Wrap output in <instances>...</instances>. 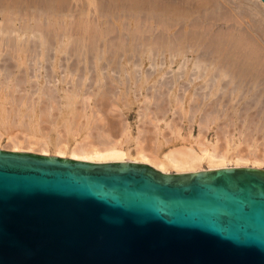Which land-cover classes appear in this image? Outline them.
<instances>
[{"label": "bare ground", "instance_id": "bare-ground-1", "mask_svg": "<svg viewBox=\"0 0 264 264\" xmlns=\"http://www.w3.org/2000/svg\"><path fill=\"white\" fill-rule=\"evenodd\" d=\"M195 1L191 8H185L177 4L181 0H98L101 14L95 25L83 24L81 19L68 24L66 0L25 1L23 16L37 20L36 27L28 21L27 25L17 26L14 22L19 21H12L11 13L0 11L4 22H11L3 25L0 21V150L89 163H137L164 174L242 166L260 169L264 164V4L261 0H234L235 7L228 10L229 0ZM29 6L35 9L31 13ZM60 20L63 26H59ZM218 25L226 30L213 34ZM146 62L148 70L142 68ZM174 64L177 69L169 71ZM55 77L67 88L50 85L48 82ZM23 84L27 85L25 94L15 96L16 91L25 88L21 87ZM180 90L184 92L182 97L178 95ZM138 95L144 102L142 114L140 107L138 110L143 122L150 115L157 122L161 121L160 115L166 118L167 105L179 106L188 123L199 120L198 137H191L194 145L189 142L182 147L167 146L169 149L161 152L162 145L172 142L171 138L162 136L166 140L150 145L145 139L147 127L134 137L129 131L132 126L121 123L120 135L119 126L114 128L116 120H107L111 123L106 121L108 125L103 129L97 121L103 120L104 115L99 120V116L93 119V111L90 115L91 110L86 112L87 101L92 99L91 104L103 101L105 105L106 101L115 107L122 102L127 107ZM184 99L188 108L183 105ZM79 103L82 111H78ZM105 106L102 105L104 109ZM80 117L84 123L79 122ZM219 121L227 123L228 128H239V144L243 142L249 152L240 153L237 145H231L236 137L230 138L232 132L228 128L216 127L214 143L201 141L206 129ZM42 123H49L56 135L49 134L47 126V133L43 132ZM174 123L168 120L163 125L175 139L182 130L178 129L180 122L178 128ZM223 123L217 124L224 127ZM17 126L24 136L20 138L15 131L6 133L7 144L3 145L1 130ZM113 129L119 138L113 136ZM165 129L160 126L159 130ZM153 132L157 134L156 130ZM184 136L182 140L188 141ZM222 139L225 146L220 145L221 148L218 141ZM130 144L134 145L133 150Z\"/></svg>", "mask_w": 264, "mask_h": 264}, {"label": "water", "instance_id": "water-1", "mask_svg": "<svg viewBox=\"0 0 264 264\" xmlns=\"http://www.w3.org/2000/svg\"><path fill=\"white\" fill-rule=\"evenodd\" d=\"M0 264H264V170L0 150Z\"/></svg>", "mask_w": 264, "mask_h": 264}, {"label": "rangeland", "instance_id": "rangeland-1", "mask_svg": "<svg viewBox=\"0 0 264 264\" xmlns=\"http://www.w3.org/2000/svg\"><path fill=\"white\" fill-rule=\"evenodd\" d=\"M4 1V2H3ZM12 1V2H11ZM14 0H0V4H1V6L4 8V9H2V7L0 6V11L1 12H3L4 11V13H6V12H9V13H11L10 14V16L12 17V21H15V20H17V21H19V22H14V23H16L17 24V26L19 25V26H22V25H27L28 23H30L33 27H36V26H38V23H37V20H33L32 21V19H30V20H28V18L26 19V17H24L23 16V14L24 13H22L23 11H22V7L25 5V1H29V0H15V2H13ZM24 3H23V2ZM52 2H54V3H56V2H59V3H62V2H64L65 0H51ZM89 1H91V0H66V3H67V5L68 6H66V9H67V14H68V20H69V22H68V24H72L73 23V21L75 22V21H77V19L79 20V19H81L82 20V22H83V24L85 23H87L88 25L90 24V25H92V23H93V25H95V22H98V19H99V15L101 14L99 11H100V9L98 8V5H97V1L98 0H93L92 1V5L90 4V2ZM187 1V2H186ZM192 0H181V2L179 3H177V4H179V5H181L182 7H185V8H191V6L193 5V4H195L197 1H195V0H193L192 2H191ZM219 1V0H218ZM227 1V3H228V0H226ZM231 3H228V4H226L227 5V8L226 9H228V10H230V7H235V3H234V0L232 1V0H229ZM11 2V3H10ZM70 2V3H69ZM96 2V3H95ZM222 3H224V1L222 0L221 1ZM4 3H6V8L4 7L5 6V4ZM8 3V4H7ZM18 3H21V4H18ZM90 5H89V4ZM2 4H4V5H2ZM10 4V5H9ZM94 4V5H93ZM177 4H175V6L177 7V6H179V5H177ZM184 4V5H183ZM9 5V6H8ZM14 5V6H13ZM17 5V6H16ZM82 5V6H81ZM89 5V6H88ZM97 5V6H96ZM186 5V6H185ZM11 6V7H10ZM16 6V7H15ZM34 6V5H33ZM33 6H29L28 8H27V10L31 13L32 11H34L35 9H34V7ZM88 6V7H87ZM14 7V8H13ZM32 7V8H31ZM95 7V8H94ZM8 8V9H7ZM82 8H83V10H82ZM179 8V7H178ZM233 8H231V9H233ZM11 11H10V10ZM96 9V10H95ZM3 10V11H2ZM7 10V11H6ZM6 11V12H5ZM13 12V13H12ZM25 12V11H24ZM95 12V13H94ZM4 13H0V21H2L1 22V24H3V25H8V24H11V22H4V16H2ZM14 13H15V15H14ZM78 13H79V15H78ZM80 13H81V15H80ZM98 13V14H97ZM13 14V15H12ZM76 14V15H75ZM95 14V15H94ZM16 15H18V16H16ZM22 15V16H21ZM73 15V16H72ZM70 16H72V17H70ZM17 17V18H16ZM23 17V18H22ZM82 17V18H81ZM57 18V17H56ZM1 19H3V20H1ZM23 21H21V20ZM57 19H59V18H57ZM74 19V20H73ZM84 19V20H83ZM109 20H111V18H108ZM89 20V22H87V21ZM97 20V21H96ZM248 19H246L245 21H247ZM26 21H28V23L26 22ZM30 21V22H29ZM48 21V20H47ZM59 22H62V20H60ZM90 22H92V23H90ZM111 22V21H110ZM46 23V22H45ZM115 23V22H114ZM63 22L60 24L59 23V26H63ZM219 26V25H218ZM225 29V28H224ZM10 36L11 37H13L14 35L12 34H10ZM6 52V51H5ZM190 59H191V57H189ZM147 67H149L150 68V66H148L149 64H148V62H146L143 66H142V68H144V70H148L149 68H147ZM177 69V66L174 64V65H172V68H170L169 69V71H174V70H176ZM57 78L58 77H55V78H51L50 79V82H48V83H50V85H53L54 83L56 84V86H60V87H66V86H64V85H62L61 83H59L58 81H57ZM24 86H25V88H24ZM21 87H23L24 89H22L23 90V92H22V90H21V88H20V90H21V92H15V96H17L18 94V96H20V95H24L25 94V90H26V88H27V85L26 84H23ZM67 88V87H66ZM65 88V89H66ZM20 90H18V91H20ZM181 91V90H180ZM17 93V94H16ZM21 93V94H20ZM24 93V94H23ZM180 94L182 93V91L181 92H179ZM180 94H178L179 96H181L182 97V95L184 96V92L180 95ZM139 97H133L130 101H131V106H124V104L122 103V102H118L117 104L118 105H120V106H115L116 108H118V110L115 108V107H112V105L109 103V104H107V102L105 101V105H108V106H105L104 104H102V102L103 101H101V103L100 104H102L103 105V107L105 106V109L102 107V105H100V104H98V103H96V104H94V105H97L98 107H99V109H98V107H96V108H94V105L93 104H91L92 102H94V99H92V100H90V101H87L88 102V108L86 107V112L88 111V110H91V111H88V114L90 115L91 114V112H92V114H93V119H97V117H98V119L100 120L101 119V116H103V120H100V121H97V122H99L98 124L100 125V123L101 124H103L102 126H103V129L105 128L106 129V127H104V125L106 126V125H108L107 124V122L108 121H113V122H115V120H116V126L114 127L116 130H117V125L119 126L118 128H120L119 130H117V131H120L121 130V132H119L120 133V135H121V133H122V124L124 125V126H132V127H129V128H131L132 129V131H131V129H129V131H130V134L132 135V136H134V137H136L137 135H138V132L139 131H141V130H146V127H147V130H146V140H147V143L148 144H150V145H154V142L155 141H158V140H163V139H167V138H171V141L172 142H170L172 145H170V143H166L167 145H162V147L163 148H161V152H164V151H166V150H168L169 148H173V147H182V145H188L189 144V142H191V144H193L194 145V139H193V141H191L192 140V138L194 137V138H196V137H198V133H199V120H197V119H195L194 121H190V123H188V121H187V119L183 116V111L181 110V108L179 107V106H169V105H167V107L165 106V109L167 108V113H166V118L165 117H161L162 115H160V120L161 121H159V122H157L156 121V119L154 118V119H151V118H153L152 117V115H150V116H148V119H144V122L140 119L141 117H140V112H138V110H139V107L141 108L140 110H142L141 111V114H142V112L144 111V107L142 108V105L144 106V102H142L143 101V97L142 96H140V95H138ZM187 96V95H186ZM35 97V96H34ZM186 98V97H185ZM92 101V102H91ZM137 103H136V102ZM135 102V103H134ZM141 102V103H140ZM141 104V105H138V104ZM137 104V105H136ZM79 105V106H78ZM77 106L79 107L78 109V111H82V108H83V105L81 106V103H79ZM100 105V106H99ZM111 105V106H110ZM183 105L185 106V108H188V102L186 101V99H184V103H183ZM44 106V105H43ZM81 106V107H80ZM90 106H92L91 107V109H90ZM183 106V107H184ZM102 109H101V108ZM122 107H124V108H122ZM169 107V108H168ZM9 108V107H8ZM94 110H93V109ZM125 108H127V109H125ZM176 108V109H175ZM103 110V111H101V113H100V111H99V113H98V110ZM174 110V111H170V110ZM42 110V112H43V110L44 109H41ZM41 110H38V112H39V114L41 113ZM106 112H105V111ZM122 110V111H121ZM123 110H125V111H123ZM137 110V111H136ZM154 110V109H153ZM168 110L170 111V112H168ZM56 113L57 112H55L54 113V115L56 116ZM95 113H98L97 115L95 114ZM137 113H138V115H137ZM173 113H176V115L174 114L173 115ZM101 114V115H100ZM180 116H179V115ZM112 115V116H111ZM118 115H119V117H118ZM123 115V116H122ZM173 115V116H172ZM58 116V115H57ZM117 116V117H116ZM169 116V118H167ZM172 116V117H171ZM108 117V118H107ZM116 117V118H115ZM121 117H123V118H121ZM140 117V118H139ZM171 117V118H170ZM81 118V117H80ZM118 118V119H117ZM151 119V121H150V119ZM161 118H164V120L163 119H161ZM173 118H175V121H174V119ZM177 118H179L178 120H177ZM182 120H181V119ZM110 119V120H109ZM125 120V121H123L122 122V120ZM140 119V120H139ZM172 119H173V121H172ZM183 119H185V121L183 120ZM41 119L39 118V122L41 123V121H40ZM81 121H79V122H85V119L82 117L81 119H80ZM108 120V121H107ZM118 120H119V122H118ZM139 120V121H138ZM149 120V121H148ZM168 120H169V122H175L174 123V125H175V127L177 126V123L178 122H180V123H178L179 125V128H178V126L176 127V128H178L179 130H182V131H179V133H181L180 135H179V137H177V138H173V136L171 135V132H169V129L167 130V129H165L166 128V123H168ZM181 120V121H180ZM107 121V122H106ZM145 121H146V123H145ZM154 121V122H153ZM156 121V122H155ZM163 121V122H162ZM176 121H178V122H176ZM197 121V122H196ZM111 122H108V123H111ZM152 122V124H150ZM165 122V123H164ZM192 122H194V124L192 123ZM196 122V123H195ZM122 123V124H121ZM153 123H155V125H157V126H155ZM217 123H221L220 125H222V121H219V122H217ZM216 123V124H217ZM136 124H137V126H136ZM143 124V128H141L142 125ZM163 124H165V125H163ZM188 124L189 125H191V127L190 126H188ZM212 124V126L210 125V127H209V129H206V131L204 132L205 133V137L201 140L202 142L204 141V143H214L215 142V139L217 140V136H216V131L218 130V129H221V128H228V126H227V123H226V125H224L225 123H223V125H224V127L222 126V127H220V125L219 124ZM145 125V126H144ZM147 125V126H146ZM43 126V127H42ZM47 126V127H46ZM101 126V125H100ZM121 126V127H120ZM123 126V127H124ZM140 126V127H139ZM153 126H155V128L153 127ZM159 126V127H158ZM160 126H161V129H165L163 132H162V130H159L160 129ZM190 128H188V127ZM215 126V127H214ZM219 128H218V127ZM227 126V127H226ZM18 127V128H17ZM17 127H13V128H8L7 130H1L3 133H4V136H2V138H1V143L3 144V145H5V144H7V139H6V136H7V134L6 133H13L14 131V133H17V136H19L20 138H22L23 136H24V133L22 132V130H21V127H19V126H17ZM43 128L42 129V131L43 132H45V133H47V131L46 130H50V133L49 134H51L52 136H54V135H56L54 132H52L51 130H52V127L50 126V124L49 123H42V125L40 124V128ZM47 129H46V128ZM49 127V128H48ZM50 127H51V129H50ZM157 127H158V131H161L160 132V134H158V131H157ZM216 127L218 128V129H216ZM233 126H231V128H232ZM14 128H16V129H14ZM20 128V129H19ZM125 128V127H124ZM135 128H139V129H135ZM141 128V129H140ZM153 128H154V130H153ZM187 128H188V130H187ZM214 129V131H213V129ZM228 128V129H230L229 131L230 132H232V135H230L231 133H229V135L231 136H229L230 138H232V137H236V138H232L233 139V142L235 143V144H231V145H237V151H239L240 153H247V151L249 152V149H247L246 148V145L245 144H243V142L241 143V144H239L240 142L239 141H241V139H240V137L238 136V129L239 128H237L236 127V125L233 127L235 130H236V133H235V130L232 128ZM237 128V129H236ZM14 129V130H13ZM46 129V130H45ZM115 129H113L112 130V132H111V130H108V131H110L112 134H114L113 136L114 137H116L117 136V138H119L118 136H119V133H117V132H115ZM149 129H151L150 131H152V132H150L149 131ZM185 130V132L186 133H184V130ZM212 129V130H211ZM19 130V131H18ZM61 131V133H64V129L63 128H61L60 129ZM62 130H63V132H62ZM156 130V132H157V134L155 133V132H153V131H155ZM209 130V131H208ZM234 130V131H233ZM238 130V131H237ZM148 131V132H147ZM167 131V132H166ZM189 131H191V133H189ZM49 132V131H48ZM182 132H183V134L185 135H182ZM234 132V133H233ZM152 133V134H151ZM154 133V134H153ZM167 133H168V135H167ZM169 133H170V135H169ZM165 134H166V136H165ZM235 134H236V136H235ZM111 135V134H110ZM155 135V136H154ZM182 135V137L184 136V138H186L188 141H183L182 140V137H180ZM189 135H191V136H189ZM80 136H81V134L79 135V136H77L76 138L79 140L80 139ZM112 136V135H111ZM147 136L150 138V139H152V140H150L149 138H147ZM154 136V137H153ZM165 137V138H163V137ZM216 136V137H215ZM238 136V137H237ZM79 137V138H78ZM114 137H112L113 139H115ZM192 137V138H191ZM189 138V139H188ZM191 138V139H190ZM155 139V140H154ZM165 139V140H166ZM173 139V140H172ZM181 140V141H178V140ZM225 139V138H224ZM224 139H222V141H218L219 142V146L221 145H223L222 147H224L225 146V144H224ZM235 139H237V140H235ZM239 139V140H238ZM116 140V139H115ZM154 140V141H153ZM175 140V141H174ZM207 140V141H206ZM182 141H183V143H182ZM238 143H237V142ZM150 142V143H149ZM152 142H153V144H152ZM175 142V143H174ZM176 142L178 143V144H176ZM186 142H188V143H186ZM220 142L222 143V144H220ZM238 144H239V147H238ZM130 146H131V150H133V148H134V145L133 144H130ZM169 148H168V147ZM220 146V147H221ZM196 147V146H195ZM221 147V148H222ZM198 147H196V149H197ZM202 148V147H201ZM244 148V149H243ZM264 148V146L262 147V149ZM246 149V150H245ZM262 149H261V151H262ZM1 150H7V149H1ZM9 151V150H8ZM232 152V151H231ZM263 153H264V149H263ZM262 154V153H261ZM204 170H206V169H208V166L207 165H202L201 166ZM232 167H234L233 165H232ZM242 167H247V168H251L250 166H242ZM261 168V170H264V164H262V166H260ZM167 174H169V173H167Z\"/></svg>", "mask_w": 264, "mask_h": 264}]
</instances>
